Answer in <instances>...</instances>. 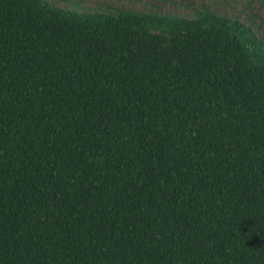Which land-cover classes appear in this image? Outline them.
<instances>
[{
  "label": "trees",
  "instance_id": "16d2710c",
  "mask_svg": "<svg viewBox=\"0 0 264 264\" xmlns=\"http://www.w3.org/2000/svg\"><path fill=\"white\" fill-rule=\"evenodd\" d=\"M0 264H264L262 39L0 0Z\"/></svg>",
  "mask_w": 264,
  "mask_h": 264
},
{
  "label": "rangeland",
  "instance_id": "374dc122",
  "mask_svg": "<svg viewBox=\"0 0 264 264\" xmlns=\"http://www.w3.org/2000/svg\"><path fill=\"white\" fill-rule=\"evenodd\" d=\"M61 9L79 11L107 10L113 7L133 10H154L189 17L206 5L216 14L234 15L264 43V0H45Z\"/></svg>",
  "mask_w": 264,
  "mask_h": 264
}]
</instances>
